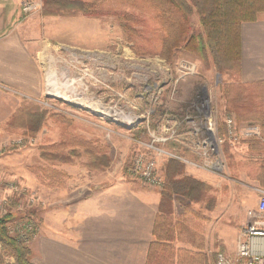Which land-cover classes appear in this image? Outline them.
Listing matches in <instances>:
<instances>
[{"label": "rangeland", "instance_id": "obj_1", "mask_svg": "<svg viewBox=\"0 0 264 264\" xmlns=\"http://www.w3.org/2000/svg\"><path fill=\"white\" fill-rule=\"evenodd\" d=\"M81 1L88 5L92 15L78 9L62 14L61 1L45 6L43 0H38L31 1L37 4L31 11L22 10L26 2L23 1L20 16L0 18L2 25L11 27L26 21L30 14L38 16L39 21L48 17H61L62 21V16L77 13L88 16L84 17L83 29L87 33L78 44L81 47L62 45V34H56L57 24H47L48 33L42 26L40 35L45 39L38 59L44 77L40 94L29 96L23 91L10 92L0 88L2 95L9 92L12 106L17 101L10 121L0 129V216L11 215L9 233L27 245L37 235L50 233L52 228L55 229L52 233H58L62 223V187L81 181L78 174L81 169L92 171L89 174L99 175L100 179L109 173L148 186L128 173L134 154L143 150L141 143L149 140L148 131L156 129L160 115L170 112L171 108L185 107L196 91L204 90L219 125L228 114V103L235 106V111L251 107L250 88L237 83V72L225 69L219 73L209 58L203 60L181 52L168 62L157 56H139L133 52L124 38L118 14L133 15L135 22L132 25L154 39L155 34L159 35L154 31L160 24L154 19L157 9L149 0ZM50 26L55 27L48 29ZM190 27L195 33L201 31L195 12L190 16ZM178 57L194 60L197 63L194 72L185 74V69L175 63ZM49 73H53L56 89L62 96L68 95V99L49 94ZM76 96L104 107L109 114L90 109L89 105L78 106L74 102ZM171 146L173 144L168 143L167 147ZM230 146L224 142L220 149L224 158L225 168L221 172L224 177L235 168ZM160 165L161 162L159 168ZM257 183L243 182V199L250 194L258 198L255 188L264 186ZM225 186V182L217 188L209 186L206 196L194 206L201 214H206L207 208L211 207L212 226L209 231L207 227L205 230L210 236L216 225L226 224L227 229H231L237 227L235 224L241 217L243 222L246 220L245 209L236 210L226 204L233 194L229 198V186ZM238 186V183L232 185V191ZM221 205L229 208L224 211ZM26 223L31 224L33 232L24 241L20 230ZM203 223L205 225L207 221H201L199 225L195 221L196 230L203 227ZM206 253L208 256L200 259L198 264H216V251ZM13 262V258L3 256L0 264ZM184 263L187 264L185 260ZM189 264L196 263L189 259Z\"/></svg>", "mask_w": 264, "mask_h": 264}, {"label": "crops", "instance_id": "obj_2", "mask_svg": "<svg viewBox=\"0 0 264 264\" xmlns=\"http://www.w3.org/2000/svg\"><path fill=\"white\" fill-rule=\"evenodd\" d=\"M23 1L27 0H0V18L20 16V5ZM84 17L88 16L77 13L62 16V21L61 17H48L39 21L38 16L30 14L26 21H20L11 27L0 23V88L10 92L23 91L29 96L40 94L44 77L43 67L38 59L45 39V36L40 35L42 26L44 25V30L48 33L46 25L57 24L56 34H62V45L81 47L78 44L87 33L83 29ZM90 32L92 34L91 30ZM239 35L240 70L237 72V83L244 88L249 87L251 91V107L240 112L243 115L244 112H249L251 117L247 119L243 116L245 118L240 121L236 115L239 110L235 114L234 111L228 114L233 115L240 125L253 123L261 127L260 122L264 119V11L258 14L256 20L243 22ZM180 59L185 58H177ZM186 59L197 66L194 60ZM1 92L0 129H3L4 124L10 121L17 101L12 106L9 92L7 95H2ZM171 111L179 112L178 108H171ZM245 140L230 143L229 149L230 154H233L235 168L229 176L224 177L222 173H213L182 163L186 175L214 188L220 187L224 182L229 186V198L232 194L233 197L226 204L234 206L236 210H246V220L243 222L241 217L235 224L237 227L227 229L226 224L216 225L213 235L210 236L205 232L206 227L209 231L213 221L209 207L206 214H201L200 209H194L198 202L183 203L181 197H174L170 203L162 204L161 189L157 187L144 186L122 175L111 176L109 173L100 179L99 175L91 176L89 173L92 174V171L81 169L78 172L81 181L62 187V223L58 233H52L55 230L52 228L50 233L37 235L28 242L31 261L34 264H145L149 246L154 241L153 228L157 215L169 216L174 223L184 222L181 238H178L175 231V238L169 245L173 246L175 256L179 254L187 264L190 258L193 260L195 253L208 256L206 252L212 250L216 254L220 252L233 256L238 233L249 220L247 211L255 210L258 202V198L252 194L243 199V182H258L255 177L264 160V150H250ZM183 154L194 159L188 151ZM166 159H160L163 175ZM66 171L71 174L69 169ZM237 183L240 186L234 187L232 191V185L237 186ZM221 207L224 211L229 208L227 205ZM195 221H198L197 225L201 221H207V224L203 223V227L196 230Z\"/></svg>", "mask_w": 264, "mask_h": 264}, {"label": "trees", "instance_id": "obj_3", "mask_svg": "<svg viewBox=\"0 0 264 264\" xmlns=\"http://www.w3.org/2000/svg\"><path fill=\"white\" fill-rule=\"evenodd\" d=\"M62 2V14L78 9L84 14L92 15L88 5L81 0H43ZM157 9L154 14L160 26L154 32L156 38L146 37L143 31L132 24L133 15L118 14L120 26L125 40L131 45L133 52L139 56H157L171 62L178 53L186 52L200 59L211 58L213 66L219 73L225 69L238 72L240 70V35L239 29L243 22L254 21L258 14L264 11V0H149ZM195 12L198 17L200 32L191 31L190 16ZM147 42L158 44L147 45ZM243 102V101H242ZM228 112H236L230 102L226 107ZM237 119L250 118L249 112H237ZM245 116V117H243ZM249 116V117H248ZM264 131V119L261 120ZM223 133V124L219 125ZM264 138V137H263ZM250 150H264V140L258 138L246 139ZM168 146V144H167ZM170 146V144H169ZM183 164L176 159H168L165 163V182L161 189V203H170L174 197H181V202H200L205 192L210 190L208 184L184 174ZM255 179L264 186V160ZM209 200H212L209 198ZM209 209L211 207L209 206ZM11 220L9 213L0 216V261L3 256L13 258V264H34L31 261L29 246L15 239L8 230ZM185 224L181 221L172 222L169 216L157 215L153 228L154 241L150 244L145 264H185L182 257L175 256L173 246L169 243L177 236ZM176 257V261H175ZM204 256L195 253L193 260L198 264ZM190 260H192L190 258Z\"/></svg>", "mask_w": 264, "mask_h": 264}, {"label": "built area", "instance_id": "obj_4", "mask_svg": "<svg viewBox=\"0 0 264 264\" xmlns=\"http://www.w3.org/2000/svg\"><path fill=\"white\" fill-rule=\"evenodd\" d=\"M35 7L36 3L26 1L22 10L28 12ZM175 63L185 69V74L194 72L196 66L187 59ZM178 110V113L165 111L160 115L156 129L148 131L149 140L141 143L143 150L132 158L128 173L145 185L162 189L165 178L159 168L160 159L172 158L187 166L221 173L225 168L220 153L224 142L235 144L241 139L264 137L258 124L240 125L231 114L222 118L224 131L221 133L204 90L196 91L188 104ZM168 143L173 146L167 147ZM184 151L191 153L194 159L185 156ZM255 191L257 207L247 211L249 220L238 233L235 254L228 256L218 252L216 264H264V187H256ZM20 231L25 241L33 227L26 223Z\"/></svg>", "mask_w": 264, "mask_h": 264}, {"label": "bare ground", "instance_id": "obj_5", "mask_svg": "<svg viewBox=\"0 0 264 264\" xmlns=\"http://www.w3.org/2000/svg\"><path fill=\"white\" fill-rule=\"evenodd\" d=\"M52 74L53 73H49V75H48V80H47V85H48V92H49V94H53V95H57V96H60L61 95V93L58 91L59 89H56L57 87H55L56 85H55V81H53V79H52ZM62 96V95H61ZM64 99H68V95H63L62 96ZM78 96H76V98H77ZM77 99H80L81 100V102H82V104H84V105H89V106H91L92 104H90V103H88L86 100H83L80 96L77 98ZM88 106V107H89ZM93 107H95V109L96 110H98L100 113H103V114H106V115H108L109 113H108V111H107V109H105L104 107H102V106H100V105H95V104H93ZM94 110V109H93ZM117 113H114L113 115H116Z\"/></svg>", "mask_w": 264, "mask_h": 264}, {"label": "water", "instance_id": "obj_6", "mask_svg": "<svg viewBox=\"0 0 264 264\" xmlns=\"http://www.w3.org/2000/svg\"><path fill=\"white\" fill-rule=\"evenodd\" d=\"M74 100H75L74 102H75L78 106H81V105H82V102H81L80 99L75 98ZM89 108H90V109H94V110H96L95 107H93V105L89 106Z\"/></svg>", "mask_w": 264, "mask_h": 264}]
</instances>
